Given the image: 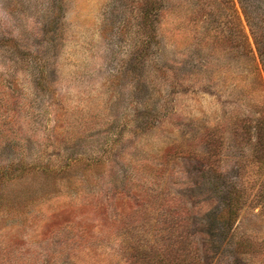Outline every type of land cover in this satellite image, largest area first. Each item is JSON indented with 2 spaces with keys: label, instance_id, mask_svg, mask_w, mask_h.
<instances>
[{
  "label": "rangeland",
  "instance_id": "374dc122",
  "mask_svg": "<svg viewBox=\"0 0 264 264\" xmlns=\"http://www.w3.org/2000/svg\"><path fill=\"white\" fill-rule=\"evenodd\" d=\"M141 4L0 0V264H264V0Z\"/></svg>",
  "mask_w": 264,
  "mask_h": 264
},
{
  "label": "trees",
  "instance_id": "16d2710c",
  "mask_svg": "<svg viewBox=\"0 0 264 264\" xmlns=\"http://www.w3.org/2000/svg\"><path fill=\"white\" fill-rule=\"evenodd\" d=\"M158 0H144L139 8V18L141 19V30L143 29L146 32V36L149 40L143 41L140 43L139 47L137 48V56L139 62L143 59L144 56L147 55V51L150 47L151 41L158 42V32H157V24L159 20L160 14V7L157 5ZM140 21V20H139ZM264 145V140H263ZM217 184L214 185L215 189L220 188L218 178L216 180ZM213 184V181H212ZM241 188L231 187L227 190L222 192L223 197L220 201L219 206L217 209L210 214L208 220L209 229V236L213 238L218 243L226 246L225 243L228 241V237L232 236L233 227L239 217V210L243 205V202L246 200V190L244 187L240 186ZM260 189L257 188L256 195L258 198L254 196L257 202L264 201V184L263 186H259ZM259 211H257V214ZM256 214V215H257ZM259 215H261L259 213ZM231 233V235H230ZM230 235V236H229ZM255 242H258L256 238L253 239ZM251 239L250 234L241 237L238 241L234 243V248L238 252V255H235L233 261L230 264H253L255 260L254 254L252 253V247H254L255 243ZM229 243V242H228ZM264 253V250H263Z\"/></svg>",
  "mask_w": 264,
  "mask_h": 264
}]
</instances>
